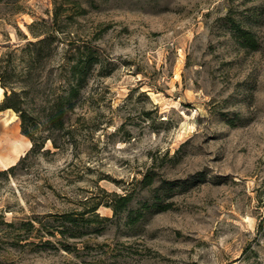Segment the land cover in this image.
Returning a JSON list of instances; mask_svg holds the SVG:
<instances>
[{
	"label": "rangeland",
	"instance_id": "1",
	"mask_svg": "<svg viewBox=\"0 0 264 264\" xmlns=\"http://www.w3.org/2000/svg\"><path fill=\"white\" fill-rule=\"evenodd\" d=\"M78 1L86 13L76 7L64 30L105 29L93 41L104 60L80 91L72 138L0 175V264H264V0ZM19 5L15 13L14 0H0V66L16 91L21 50L34 40L27 26L53 11L51 0ZM230 20L254 34L255 50L239 45ZM64 48L37 65L36 106ZM13 113L0 110V147L13 158L0 171L31 145ZM100 189L130 193L134 211L157 194L166 209L143 208L128 226L100 205L109 221H76L79 237L62 244L18 227H60L52 215L81 211L89 197L106 202Z\"/></svg>",
	"mask_w": 264,
	"mask_h": 264
},
{
	"label": "trees",
	"instance_id": "2",
	"mask_svg": "<svg viewBox=\"0 0 264 264\" xmlns=\"http://www.w3.org/2000/svg\"><path fill=\"white\" fill-rule=\"evenodd\" d=\"M19 1L14 0L15 13H20L22 9ZM51 1L53 5L51 18L33 21L27 26L34 40L28 41L21 50V60L25 63V66L21 80L23 86L19 91L9 85L4 76L6 68L0 66V87L5 89L0 103V110L9 109L17 115L20 134L31 144L25 155L16 164L0 171V175L10 174L30 156L49 154L50 150L45 149L47 142L51 144L53 149L58 150L61 148V136L66 135L72 138L73 131L67 128V124L77 108L80 91L92 70L101 66L104 60L93 41L98 39L105 29L83 38L70 35L67 30H64V22L72 19V16L75 15L72 11L76 7L81 9V15L86 13L85 8H81L78 0ZM230 21V30L239 45L243 48L255 50L257 43L254 34L250 30L241 28L232 20ZM61 44L65 48L62 52V60L57 64L58 74L56 78H52L49 89L40 95L41 103L36 106L33 104L34 96L31 98L30 95L32 80L37 73V65L41 62L48 64L52 62L58 46ZM2 62L3 59L0 58V64ZM8 88L9 93L6 91ZM153 179L150 174H146L141 180V184L150 186ZM100 190L102 195L107 198L106 202L95 201L94 197H89L81 201L83 206L81 211L52 215L55 216L53 218L54 222L60 221L61 228L50 222H46L48 227L45 228V224L38 220L23 221L18 227L25 231L24 233L34 230L40 232L41 237L55 238L57 243L62 244L61 239L63 238L76 239L79 237L76 221L86 222L87 224L109 221V218L101 217L96 212L100 205L110 208L114 218L123 215L128 226L134 225L140 217H143V212H140L144 209L145 211L149 210L150 207L156 208L157 211L166 209L160 206L161 202L157 194L153 197L150 205L144 202L141 209L134 211L130 206L132 201L130 193L120 195ZM85 216L87 218H84ZM47 217L50 218L51 215H47ZM2 223L9 227L14 226V223L11 222ZM36 223L39 225L38 227L34 226ZM18 235H20L18 237H25L21 234ZM45 243H50V241L46 240ZM65 249L69 250L66 246Z\"/></svg>",
	"mask_w": 264,
	"mask_h": 264
},
{
	"label": "bare ground",
	"instance_id": "3",
	"mask_svg": "<svg viewBox=\"0 0 264 264\" xmlns=\"http://www.w3.org/2000/svg\"><path fill=\"white\" fill-rule=\"evenodd\" d=\"M2 94V88L0 87V95ZM14 114V113H13ZM13 117L14 118H16V116L15 115H13ZM4 120V119H3ZM3 123V122H2ZM8 124V123H7ZM13 124H15V123H13ZM1 126H2V124H1ZM4 126V125H3ZM4 128H5V126H4ZM7 131V130H6ZM1 135V134H0ZM5 139V138H4ZM5 140H7L8 141V139L6 138ZM11 140V139H10ZM4 141V140H3ZM29 143V142H28ZM2 144V143H1ZM7 144V143H6ZM8 146V145H7ZM12 148H11V150L12 151H14L15 152V156L17 155V150H16V146L14 145V146H11ZM7 150H8V148H4V147H0V153L1 154H3V155H6L5 153L7 152ZM9 154V153H8ZM13 155V154H12ZM13 159V158H12ZM11 157H9L8 155H6V156H0V163L2 164V165H5V164H7L8 162H10L11 160Z\"/></svg>",
	"mask_w": 264,
	"mask_h": 264
},
{
	"label": "crops",
	"instance_id": "4",
	"mask_svg": "<svg viewBox=\"0 0 264 264\" xmlns=\"http://www.w3.org/2000/svg\"><path fill=\"white\" fill-rule=\"evenodd\" d=\"M30 146V145H29Z\"/></svg>",
	"mask_w": 264,
	"mask_h": 264
}]
</instances>
